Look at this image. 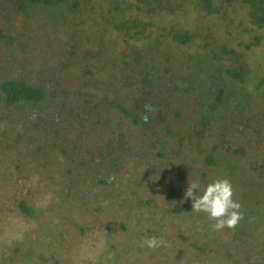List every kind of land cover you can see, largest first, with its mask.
<instances>
[{"label":"trees","instance_id":"1","mask_svg":"<svg viewBox=\"0 0 264 264\" xmlns=\"http://www.w3.org/2000/svg\"><path fill=\"white\" fill-rule=\"evenodd\" d=\"M240 8L253 25L245 28L253 37L246 47L258 46L264 41V0H0V46L25 47L21 34L13 32L16 12L41 19L63 35L57 43L59 52L55 60L47 50L41 51L42 58L51 64L42 61L34 71V78L26 75L28 68L24 63H13L16 68L9 73L0 69V124L4 125L0 128V148L8 151L6 146L12 131L18 132L17 127L32 128L42 139L37 150L47 153L40 156L31 152L30 167L47 171L54 163L52 154L60 153L64 157L59 163L63 168L60 165L55 173L57 178L54 177L59 187L55 197H50L49 205L39 209L28 199L18 200L23 216L35 223L27 238L36 241L37 249H33L36 254L60 245L66 236L57 232L58 222L65 224L64 232H68V224L78 222L74 215L91 209L93 198H107L109 205H116L120 199L116 198L124 195L113 186L118 157L132 149L128 144L129 132L123 134L121 130L122 123L126 122L128 131L135 129L143 134L152 129L157 132L160 127L165 130L164 124L171 113L179 121L183 116L171 104L182 105V110L187 112L184 115L189 111L191 115L181 123V129L177 125L176 130L168 129L165 136L177 138L179 147L184 145L189 151L178 159L173 152L175 145L165 142L167 139L159 140L150 143L152 159L165 162L166 168L182 175L189 165L188 157L190 160L198 157L194 146L204 138L209 126L227 125L245 141L232 151L220 147V154L216 152L217 145L212 150L204 147L199 162L204 168L217 169L225 156L226 177L233 180V198L241 203L242 220L246 217L252 221L261 213L263 206L253 193L262 189L264 180L255 187L252 173L248 172L250 162H243V158L251 149L247 148V142L252 138L264 139V77L254 74L258 63L249 67L241 52L221 44L216 31L204 28L199 22L192 27L187 21L190 15L194 19L204 18L205 14L228 16L229 12L239 13ZM155 16L168 21L162 24ZM180 18L186 22L181 23ZM106 21L112 22L113 28L123 35L121 39H107ZM102 29L106 31L102 33ZM163 43L169 47L167 50ZM68 79L75 82L71 85ZM250 82L252 89L247 86ZM230 87L235 89L227 95ZM172 92L181 98L176 101L174 95L170 96ZM259 103L263 107L256 106ZM111 112L119 113L124 119L117 123L118 132L116 127L114 132L110 128ZM256 116L263 124H255ZM250 129L254 133L251 136ZM102 133L105 135L101 138ZM145 156L146 152L137 155V160L142 161ZM1 163L2 160L0 169ZM241 167H246L242 175ZM15 169L22 172L20 164ZM258 177L264 179L263 168ZM240 180L244 181L245 192L238 191L240 188L235 184ZM209 181L206 176L200 180L202 185ZM3 184L8 182H0V193ZM13 188L15 197L21 189ZM183 190L180 187L178 192L182 194ZM187 203L191 210V202ZM181 210L178 202H171L166 208L174 218H178ZM192 216L195 222L208 217L195 211ZM191 224L189 219L190 229L196 228ZM243 231L239 228L238 233L242 235ZM162 237L169 241L165 233ZM194 245L199 252L204 250Z\"/></svg>","mask_w":264,"mask_h":264},{"label":"rangeland","instance_id":"2","mask_svg":"<svg viewBox=\"0 0 264 264\" xmlns=\"http://www.w3.org/2000/svg\"><path fill=\"white\" fill-rule=\"evenodd\" d=\"M29 16L16 12L14 23L16 28L13 32L21 34L25 47L0 46L3 48L0 50V69L9 73L16 68L13 63H24L28 68L26 75L34 78L36 75L34 71L38 70L42 61L51 64L50 60L42 58L41 51L47 50L49 56H54L55 60L59 52L57 43L61 41L63 35L55 32L45 21L31 17L32 15ZM226 16L205 14L204 18L194 19L193 15L192 17L190 15L187 21L190 25L192 24V27L194 23L199 22L204 28L216 31L221 44L241 52L249 67L258 63L256 66L258 69L254 74L264 77V41L258 43V46L251 45L249 49L246 47L252 42L253 37L245 28L253 25L242 8L239 13L238 11L229 12ZM155 17L160 19L162 24L168 21V19ZM180 19L181 23L186 22ZM105 27L108 30L102 29L101 32L106 31L107 39L123 37L113 28L112 22L107 23L106 21ZM255 34L261 36L260 32H255ZM163 47H166L165 50L169 48L166 43H163ZM6 48H12V50L6 52ZM67 81L71 85L75 82L74 79ZM247 86L252 89L253 83L250 82ZM230 88H228L227 95L229 90L235 89V87ZM173 95L174 99L177 98L176 101L181 98L177 92L170 93V96ZM171 105L173 109L178 108L182 112L183 116L180 117V121L171 113L170 118L164 124L165 130L160 127L159 131L154 132L152 129V132L146 134L135 129L128 131V125L126 122L122 123L124 119H121L120 114L110 113L112 115L111 130L114 132V127H116V132H118L117 123L121 121L123 124L121 130L123 134L129 132L128 144L132 147L129 152L118 157L119 163L115 168L118 171L114 173L113 186L116 191L124 195L117 197L116 199H120L113 206L108 204L107 198H93L90 202L91 209L75 214L74 217L78 222L68 224L69 231L66 233L64 232L66 225L59 223L56 218L59 225L57 232L63 233L66 237L61 239L57 247L49 248L39 254L33 250L37 249L36 241L27 238V233L31 232L35 223L28 222L23 216L18 200L28 199L39 209L49 205L50 197H55L56 189L59 187L54 183L56 180L54 177L57 178L55 173H58L56 170L60 168V165L63 168V164L59 163L63 162L64 157L60 153H57V156L52 154L50 158L54 160V163L47 171L37 166L30 167L32 160L28 155L31 152H38L40 156L47 153L43 149L37 150V145L42 142L41 136L32 128L23 130L22 127H17L18 132L14 129L11 141L6 146L8 151L0 148V156L2 155L0 162L2 160L1 164H3L0 169L2 178L0 182H8V184H3L0 193L3 196V198L0 197V264H264V183L261 190L253 193V196H256L257 201L259 200L263 206L261 213L254 216L252 221L244 217L237 226L226 227L219 231L213 229L214 220L208 217H204V221L195 222L192 216L194 210L187 207L190 199L184 198L188 179H199L200 181L206 176L208 180H212L226 177L228 174L225 156L220 159L219 168L222 169L204 168L199 162L202 148L212 150L217 145L219 150L217 149L216 152L220 154L221 148L225 147L224 149L232 151L243 140L245 141V138L227 125L209 126L208 132L202 136L204 138L194 146L198 157H193L194 160L188 157L189 165L185 167V172L177 175L173 168L165 167V162H156L152 159L149 149L151 142L167 139L165 142L175 145L173 152L176 158H180L179 155L189 151V148L185 149L184 145L179 147L177 138L169 139L165 136L168 129L176 130L177 125L178 129H181L183 127L181 123L186 122L191 115L190 111L186 116L184 115L187 112L182 110V105L180 107ZM259 105L263 107L261 103L256 104V106ZM248 120L250 121L251 118ZM253 121L255 124H263L257 116L253 118ZM3 126L0 124V128ZM108 130L109 127L106 132H109ZM248 133L249 136L253 135V129H250ZM104 135L102 133L100 137ZM258 140L252 138L250 142H247V148L251 147V149H248V154L243 158V162H250L248 172L252 173L250 177H253L255 187L264 180L258 177L259 171L264 169V139ZM16 141L18 144L15 143ZM145 152V158L142 161L137 160V155ZM38 159L42 160L41 157ZM16 164H20L21 173L15 169ZM245 169L246 167H241L239 174H244ZM203 170L205 175H202ZM220 170H223L224 176ZM237 173L235 171V175ZM243 182L240 180L235 183L240 188L238 190L240 192L247 190L243 188ZM16 186L21 190L13 197L15 191L13 187L16 188ZM204 186L201 184V188ZM180 187L184 188L182 194L178 192ZM171 202H178L182 207L179 215L176 216L178 218L166 212ZM188 218L192 222L191 225L196 228L190 229ZM124 224L125 228L122 227ZM239 228L244 229L242 235L238 233ZM207 230L212 233H208ZM163 233L169 238L168 248L147 249L139 246L141 238L150 235L163 236ZM194 244L200 245L204 250L199 252ZM30 254L31 258H29Z\"/></svg>","mask_w":264,"mask_h":264},{"label":"clouds","instance_id":"3","mask_svg":"<svg viewBox=\"0 0 264 264\" xmlns=\"http://www.w3.org/2000/svg\"><path fill=\"white\" fill-rule=\"evenodd\" d=\"M184 198L190 199L192 210L206 213L209 219L214 220L212 227L217 231L237 226L243 217L241 203L233 198V186L227 177L212 179L203 188L199 179H188ZM139 246L166 249L169 241L162 236L150 235L141 238Z\"/></svg>","mask_w":264,"mask_h":264}]
</instances>
